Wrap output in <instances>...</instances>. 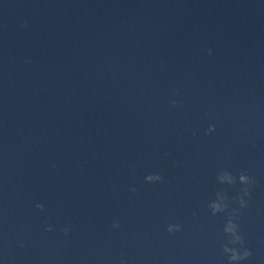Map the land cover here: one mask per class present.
Wrapping results in <instances>:
<instances>
[{
    "label": "water",
    "instance_id": "obj_1",
    "mask_svg": "<svg viewBox=\"0 0 264 264\" xmlns=\"http://www.w3.org/2000/svg\"><path fill=\"white\" fill-rule=\"evenodd\" d=\"M233 216L264 264V0H0V264H228Z\"/></svg>",
    "mask_w": 264,
    "mask_h": 264
},
{
    "label": "clouds",
    "instance_id": "obj_2",
    "mask_svg": "<svg viewBox=\"0 0 264 264\" xmlns=\"http://www.w3.org/2000/svg\"><path fill=\"white\" fill-rule=\"evenodd\" d=\"M208 53L209 55H211L210 49L208 50ZM170 103L175 106L178 103V101L172 100L170 101ZM208 131L209 132L214 131V126H210ZM217 179H219L220 181L226 180L229 185L233 184L235 180V178L229 172H226V171L222 172V174H219L217 176ZM162 180H163V177L159 174L147 175L145 177V181L149 183H156ZM239 182L244 185H249V184L255 183V179L250 178L247 175L241 174L239 176ZM132 191L135 192L136 189L133 188ZM240 191L243 195L237 198L239 201V205L241 208H246L248 206V201H246L243 197H247L249 195V189L248 187H243L241 188ZM217 195H219L222 200H225V201L227 200V197L225 195L221 193H218ZM209 207L211 208L213 214H215L218 212H223L228 207V204L225 203L222 207L221 204L212 202L209 204ZM36 208L43 210L44 205L37 204ZM234 218H235L234 216L230 218L224 227L225 234H227L230 237L228 241V245H239V247H229L228 245L224 246L223 251L227 256L228 264H240L241 261L246 260L251 255V252L247 248L244 247L243 236L238 234L239 225L233 222ZM119 226H120L119 223H113L112 225L113 228H118ZM46 230L52 231L51 226H48ZM180 230H181L180 224H171L167 228V231L169 233L178 232ZM63 231L67 235L70 231V225L65 227ZM121 264H126V262L124 260H121Z\"/></svg>",
    "mask_w": 264,
    "mask_h": 264
}]
</instances>
